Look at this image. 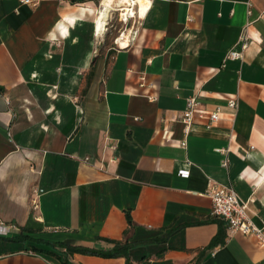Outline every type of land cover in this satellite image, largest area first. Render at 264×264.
<instances>
[{
  "label": "crops",
  "instance_id": "0c3cea01",
  "mask_svg": "<svg viewBox=\"0 0 264 264\" xmlns=\"http://www.w3.org/2000/svg\"><path fill=\"white\" fill-rule=\"evenodd\" d=\"M98 1L0 0V264H127L64 246L111 240L133 264H264L208 194L233 184L264 219V0H153L124 47Z\"/></svg>",
  "mask_w": 264,
  "mask_h": 264
},
{
  "label": "built area",
  "instance_id": "2783aa9c",
  "mask_svg": "<svg viewBox=\"0 0 264 264\" xmlns=\"http://www.w3.org/2000/svg\"><path fill=\"white\" fill-rule=\"evenodd\" d=\"M22 2H31V0H21ZM134 1V0H133ZM153 1V0H151ZM251 6V3H249ZM134 9L133 13H129L126 10L121 17L125 22H129L130 20H134L136 14L138 18H140V7L137 3H133L131 6ZM251 12V10H249ZM133 18V19H132ZM136 30L133 33H129V43L131 39L135 38ZM123 35V34H122ZM119 38V37H118ZM117 38V39H118ZM116 44L120 47V44L116 41ZM250 41L247 34H243L240 38V41L236 46L231 48L228 51V57L231 58H240L243 57L244 51L249 46ZM2 91L0 90V94ZM238 101L233 98L229 100L230 106H236ZM200 101L197 96H191L187 98V107L183 111L182 121L184 122V131H185V139L182 141V145H187L186 137L191 132V127L195 122V111L199 106ZM221 118V110L220 108L213 111L208 117L207 125L211 126L214 122L218 121ZM224 150V149H219ZM224 165H228V159L226 158L223 161ZM180 174L184 176L189 175V170L182 169L179 171ZM42 189L35 190L36 192H41ZM208 194L212 199V213L216 216L222 217L227 222V227L230 233L241 232L247 235H254L260 243H264V219L261 224L256 223V221L252 217L253 210L251 208V203L254 201L253 198L243 199L238 191L235 189L233 184H224L218 181H212L208 188ZM36 205V203H35ZM10 229L9 226L4 225L3 221L0 220V233L6 234L8 233L6 230Z\"/></svg>",
  "mask_w": 264,
  "mask_h": 264
},
{
  "label": "rangeland",
  "instance_id": "374dc122",
  "mask_svg": "<svg viewBox=\"0 0 264 264\" xmlns=\"http://www.w3.org/2000/svg\"><path fill=\"white\" fill-rule=\"evenodd\" d=\"M101 2L102 0H99L97 2L98 9L101 7ZM137 3L138 6L141 8L144 7L146 1L140 0L137 1ZM113 7L114 8L111 10L110 16L107 20V25L105 26V30L103 31V40L105 43L104 45L117 46L116 44L117 38L122 36V34H124L122 37L126 39V34L128 35L129 33H133V31L136 28L135 26H138L140 24V19L136 14V17L134 18L135 21L130 20L129 22H125L123 19H121V17L124 16L122 13L125 11L121 10L120 7L116 5H114ZM146 11L147 10L144 8H143V13L141 12V10L139 11L141 18L144 17Z\"/></svg>",
  "mask_w": 264,
  "mask_h": 264
},
{
  "label": "bare ground",
  "instance_id": "6f19581e",
  "mask_svg": "<svg viewBox=\"0 0 264 264\" xmlns=\"http://www.w3.org/2000/svg\"><path fill=\"white\" fill-rule=\"evenodd\" d=\"M137 1L140 0H102L99 10V20L97 23L98 32L102 33L105 30V26L107 25V20L110 16L111 10L114 8L113 6L116 5L120 7L123 11H128V14L131 12H134V9L131 8L133 3H137ZM146 3L144 4V7H141L140 10L143 13V8L148 10V8L151 6L152 1L151 0H144ZM140 4V3H139ZM138 5V3H137ZM125 12H123L124 14ZM124 35V34H123ZM122 35V36H123ZM120 36L117 39V42L120 44L121 47L127 46L129 44V37L126 34V39L124 37Z\"/></svg>",
  "mask_w": 264,
  "mask_h": 264
},
{
  "label": "trees",
  "instance_id": "16d2710c",
  "mask_svg": "<svg viewBox=\"0 0 264 264\" xmlns=\"http://www.w3.org/2000/svg\"><path fill=\"white\" fill-rule=\"evenodd\" d=\"M126 216H127L128 222L132 224L133 220H132V216L129 210L126 212ZM111 241L116 243V247L113 249V251H102L96 248L80 246V245H64V246H66L67 251L71 254L74 252H81L85 254L102 255L105 257L124 256L126 257L127 264H133L131 260V256L128 252L129 246L125 243H122V241L120 240H111ZM216 241H217L216 238H214L212 240V244H214ZM61 245L63 246V243H61ZM63 264H80V263H74L66 259L65 261H63Z\"/></svg>",
  "mask_w": 264,
  "mask_h": 264
}]
</instances>
